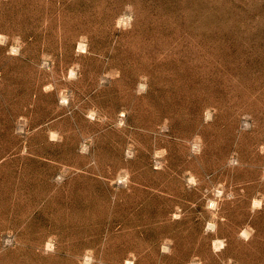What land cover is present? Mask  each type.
I'll use <instances>...</instances> for the list:
<instances>
[{
    "label": "rangeland",
    "instance_id": "374dc122",
    "mask_svg": "<svg viewBox=\"0 0 264 264\" xmlns=\"http://www.w3.org/2000/svg\"><path fill=\"white\" fill-rule=\"evenodd\" d=\"M0 264H264V0H0Z\"/></svg>",
    "mask_w": 264,
    "mask_h": 264
}]
</instances>
